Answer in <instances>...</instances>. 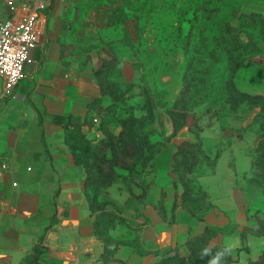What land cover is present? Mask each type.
<instances>
[{
    "label": "crops",
    "instance_id": "1",
    "mask_svg": "<svg viewBox=\"0 0 264 264\" xmlns=\"http://www.w3.org/2000/svg\"><path fill=\"white\" fill-rule=\"evenodd\" d=\"M55 1L40 19L26 76L0 103V264H21L36 247L46 249L43 264H99L104 251L94 231L84 176L65 135V126L72 129L71 119L77 118L88 139L101 137V115L91 105L102 94L94 77L100 48L92 47L91 58L77 69L80 55H72L70 47L82 41L83 25L75 27L79 9L72 7L69 12ZM9 15L5 0H0V18ZM93 23L86 25L94 27ZM121 68L125 80L136 79L131 59L124 58ZM245 68L263 78L242 79L240 89L264 94V59L249 58ZM2 88L0 77V93ZM201 138L207 153L211 151L213 159L218 155L215 164L199 163L186 177L195 191L207 193L205 210L173 208L175 201L180 203L184 187L169 165H159L143 201L121 211L124 225L112 233L121 241L114 249V257L121 261L117 263L153 264L176 249L188 252L187 242L210 226L222 231L212 236L209 245L230 246L234 261L247 264L248 249L241 234L249 214L258 211L264 198L263 188L253 184V137L235 128L209 129ZM239 156L246 165H238ZM226 158V165H220Z\"/></svg>",
    "mask_w": 264,
    "mask_h": 264
},
{
    "label": "rangeland",
    "instance_id": "2",
    "mask_svg": "<svg viewBox=\"0 0 264 264\" xmlns=\"http://www.w3.org/2000/svg\"><path fill=\"white\" fill-rule=\"evenodd\" d=\"M55 2L69 12L79 9L75 27L83 25L82 41L70 47L72 55H80L77 69L91 58L92 47L100 48L95 71L106 91L97 105L102 134L95 143L76 135L68 145L77 150L84 178L88 175L94 213L105 215L102 226L109 224L101 235L110 238L111 248L117 243L113 231L123 226L121 211L143 201L159 165L195 170L204 155L213 157L204 148V131H248L253 158L264 154V100L239 94L242 79L263 78L250 73L245 62L249 55L264 59V0ZM93 20L94 27L86 25ZM124 58L133 61V82L123 76ZM237 161L247 163L241 156ZM253 174V184L264 192L263 172L253 167ZM245 246L250 261L264 255V198L249 214ZM204 257L208 264L211 256ZM204 257L191 249L182 252L188 263ZM227 257L222 264H238Z\"/></svg>",
    "mask_w": 264,
    "mask_h": 264
},
{
    "label": "trees",
    "instance_id": "3",
    "mask_svg": "<svg viewBox=\"0 0 264 264\" xmlns=\"http://www.w3.org/2000/svg\"><path fill=\"white\" fill-rule=\"evenodd\" d=\"M137 6L135 7H130V9L134 10L136 9ZM253 56L252 55H249L247 57V59L249 58H252ZM246 59V60H247ZM112 61H116V59H111L110 62ZM94 77L95 79L97 80V82L99 83V85L101 86V97H98L96 98L93 103L91 105H99V103H101V101L103 100L104 96L106 95V91H105V87H104V84L103 82L100 81V79H98V77L96 76V71H94ZM239 94L243 97H246L248 99H261V100H264V95L263 94H252V93H248V92H245V91H242V90H239ZM99 109V112L101 111L100 108ZM72 121V126L73 128L70 129L69 126H65V131H66V141L67 143L69 142L70 143V139H72L73 141H75V138L77 137L76 135H79V136H83V138L86 139V141H91L93 143L97 142L95 141L94 139H88L85 135V133L81 130V124L79 123V120L77 118H73L71 119ZM101 129V127H99ZM192 144V143H191ZM112 147V146H111ZM71 150H72V153L74 155V159L76 161V158H77V155H76V152L77 150L75 148H72L71 147ZM177 154V152H176ZM218 155H216L213 158H210L209 155H204V158L205 160L207 161V163L209 165H214L215 164V160L217 158ZM77 162V161H76ZM82 165H87L86 163L82 164ZM188 165H194L192 163L188 164ZM263 165V166H261ZM80 166V165H79ZM253 167H255V171H262L263 172V179H264V154H262L260 157L258 156V158L254 159L253 160ZM194 168V167H193ZM189 169V170H186V169H183V170H178V171H175V173H177L178 175V178L179 180L181 181V183L183 184V187H184V190L182 192V194L180 195L181 197V201L180 203L178 204L176 201L173 203V208L175 206H178V205H182L188 209H190L193 213L194 212H198V213H202L205 208H204V204H205V201L207 199V193L203 190H199V191H195L194 187H193V183H192V180L187 178L186 177V174L187 173H191L194 171V169ZM174 172V171H173ZM85 179V190H84V193H85V197L86 199L88 200V203H89V208L94 216V221H93V226H94V231H95V234L97 235V237L102 241L103 243V247H104V251L103 253L101 254V257H100V263L99 264H109L112 261L114 262H121L119 261L118 259H116L114 257V249L117 248V246L119 245V243L121 242L120 240L117 239V243L114 244V247L111 248V243H110V238H104L102 237V232H103V229L107 226H109V224L107 225H104L102 226V222H103V219L105 218V215L102 214V213H97L95 214L93 208L91 207V203L88 199V195H87V188H88V175ZM162 206V204H161ZM120 219L124 225V219L121 217L120 215ZM173 219H171L172 221ZM247 230H248V225L244 227L243 231H242V239L244 240L245 239V234L247 233ZM222 230L219 229V228H216V227H210V226H207L205 231L203 232L202 235L198 236V237H195V238H192L190 239L188 242H187V246L189 247V249H191L192 251H196L199 254H201L202 250L205 248V247H210L211 248V255H214L217 251H220L224 248V246H216V247H211L209 245V241L210 239L212 238V236H214L215 234H217L218 232H221ZM112 240V239H111ZM46 251L45 248H41V247H36L34 249V251L32 253H30L25 259L24 261L21 263V264H43L42 262V259H41V256L42 254ZM208 256V255H206ZM209 258V257H208ZM206 257V259H208ZM229 260H234L232 255H228L227 257ZM200 262H197V260L195 261H192V262H186L185 260L183 261L182 260V251L176 249L175 250V253L169 257H166V258H162L160 261H157L153 264H205V257L204 259H199ZM247 264H264V255H262L258 260H254V261H248Z\"/></svg>",
    "mask_w": 264,
    "mask_h": 264
},
{
    "label": "built area",
    "instance_id": "4",
    "mask_svg": "<svg viewBox=\"0 0 264 264\" xmlns=\"http://www.w3.org/2000/svg\"><path fill=\"white\" fill-rule=\"evenodd\" d=\"M53 0H5L12 15L0 18V77L3 88L0 103L11 97L32 63L31 51L37 45L40 19ZM26 9L21 12V9ZM96 120V119H95Z\"/></svg>",
    "mask_w": 264,
    "mask_h": 264
},
{
    "label": "clouds",
    "instance_id": "5",
    "mask_svg": "<svg viewBox=\"0 0 264 264\" xmlns=\"http://www.w3.org/2000/svg\"><path fill=\"white\" fill-rule=\"evenodd\" d=\"M232 251V248L230 246L224 247L222 250L217 251L214 255H211L210 260L208 261V264H222L224 258L228 255H230ZM211 254V248L205 247L201 252V258H203L206 255Z\"/></svg>",
    "mask_w": 264,
    "mask_h": 264
}]
</instances>
